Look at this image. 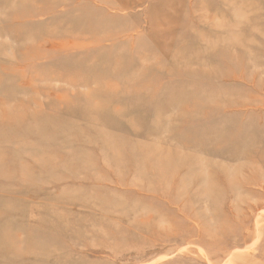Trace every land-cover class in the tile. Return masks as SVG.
<instances>
[{
  "label": "rangeland",
  "instance_id": "rangeland-1",
  "mask_svg": "<svg viewBox=\"0 0 264 264\" xmlns=\"http://www.w3.org/2000/svg\"><path fill=\"white\" fill-rule=\"evenodd\" d=\"M0 264H264V0H0Z\"/></svg>",
  "mask_w": 264,
  "mask_h": 264
}]
</instances>
